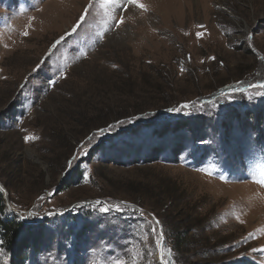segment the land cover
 Wrapping results in <instances>:
<instances>
[{
  "label": "rangeland",
  "instance_id": "rangeland-1",
  "mask_svg": "<svg viewBox=\"0 0 264 264\" xmlns=\"http://www.w3.org/2000/svg\"><path fill=\"white\" fill-rule=\"evenodd\" d=\"M141 2L109 30L106 0H0V191L30 242L0 264H160L151 214L188 264H264V0Z\"/></svg>",
  "mask_w": 264,
  "mask_h": 264
},
{
  "label": "snow or ice",
  "instance_id": "snow-or-ice-1",
  "mask_svg": "<svg viewBox=\"0 0 264 264\" xmlns=\"http://www.w3.org/2000/svg\"><path fill=\"white\" fill-rule=\"evenodd\" d=\"M106 3L111 6V13L109 14V19L114 21V23L109 25V30L119 28L122 24L125 23V17L121 13H127L131 8H136V9H139V10H142V11H147L146 6L141 2V0H106ZM91 6L92 5L90 3L88 5V7H86L84 9V13L79 18L80 23H78V24H76L74 26L73 32H75L80 27V25L85 21V18L88 15V10H89V8ZM117 9H119V12H117ZM199 27H203V26L201 25ZM24 34L27 35V33H24ZM103 38H104V34L100 33V34H98L97 41L98 42H102ZM61 39H63V38H61ZM60 43H61V40H57L56 43L53 45V48H55ZM80 54L83 55L84 57H86L88 53L82 51ZM181 70L183 71V69H181ZM59 74L61 75L62 78H66V76L64 75L63 72H60ZM49 85L50 86H55V80L54 79H50L49 80ZM248 88L264 89V82L250 84V85H248ZM260 94L264 95V92H261ZM189 107H190L189 104H183V105L179 106L178 108L169 109V111H181V110L187 109ZM99 131L103 132L104 130L100 129ZM34 139H36V138L28 136V137H25V142H30V141H33ZM83 147H86V146H82V148ZM85 154H87V153H85ZM69 166H71V162H69ZM206 174L207 175H211V173H206ZM221 179H223V177H221ZM253 182L261 185L262 187H264V178H261V179L253 178ZM41 199H43V198H41ZM124 207H129V205L124 204ZM111 210L112 209L110 207L101 206V208H100V211H102L104 213H108ZM115 210L117 212L121 211V206L120 205H116L115 206ZM28 215H29V217H31V216H34L35 213L30 212ZM49 215H51V213ZM154 223H155L156 226L152 227L151 231H152L153 236L156 237V247H157V249H158V251L160 253V257H159L160 264H173V261L171 259L172 250L166 248V245L164 243V234H163V232L162 231H160V232L157 231V228H158V225H159V221L156 220ZM0 244H2V242H0ZM260 251L264 252V249H261ZM0 254H2V253H0ZM112 264H127V262L124 261V260H121V259H116V260H114L112 262Z\"/></svg>",
  "mask_w": 264,
  "mask_h": 264
},
{
  "label": "trees",
  "instance_id": "trees-1",
  "mask_svg": "<svg viewBox=\"0 0 264 264\" xmlns=\"http://www.w3.org/2000/svg\"><path fill=\"white\" fill-rule=\"evenodd\" d=\"M6 210V205H5V201H4V197L0 191V239L1 241L6 245V247L8 249H13V248H17L18 253H20V251L24 248H26L28 246V243H30L28 240H23L22 238H20V235L22 234L23 231L26 230V224L23 223L16 215L12 216L11 218H5L4 217V213ZM135 211V210H133ZM189 222V220H188ZM182 224H186V223H180V225H178V227L180 229H176L178 232L177 235V244L175 239L173 240L172 244L171 242L168 241L167 237H165L164 243L166 245V248L171 249L172 250V256L171 259L173 261V264H188L189 262V258H186L188 256V250L186 249L188 246V242L185 243L184 242V238L185 235L187 233V231H183L180 232L181 229H185L184 227H182ZM189 230V229H187ZM176 238V239H177ZM36 240L35 238H31L29 239L31 240ZM205 243V244H204ZM200 247H204L207 245V242H203L200 241L199 242ZM189 245L191 247H197L198 245H194V243H190ZM209 245V244H208ZM219 244L217 245H210L211 248H217ZM181 257H179V256ZM186 256V257H185ZM184 258V260H183ZM178 259V260H177Z\"/></svg>",
  "mask_w": 264,
  "mask_h": 264
},
{
  "label": "water",
  "instance_id": "water-1",
  "mask_svg": "<svg viewBox=\"0 0 264 264\" xmlns=\"http://www.w3.org/2000/svg\"><path fill=\"white\" fill-rule=\"evenodd\" d=\"M7 199V198H6ZM87 203V202H86ZM88 204V203H87ZM86 205V204H85ZM11 213L12 214H14V212H12L11 211ZM59 214H63V213H61V212H53V213H51V215H48L47 217H50V216H52V215H59ZM151 217L153 218V220L154 221H156V220H158L154 215H152L151 214ZM158 230H159V232L160 231H162V226H161V224L159 223V225H158ZM165 240V239H164ZM159 257H160V253H159Z\"/></svg>",
  "mask_w": 264,
  "mask_h": 264
}]
</instances>
